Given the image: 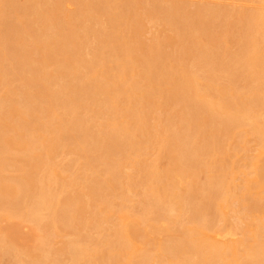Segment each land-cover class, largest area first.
Here are the masks:
<instances>
[{"label":"bare ground","instance_id":"bare-ground-1","mask_svg":"<svg viewBox=\"0 0 264 264\" xmlns=\"http://www.w3.org/2000/svg\"><path fill=\"white\" fill-rule=\"evenodd\" d=\"M183 1L0 0L1 261L264 264V0Z\"/></svg>","mask_w":264,"mask_h":264},{"label":"rangeland","instance_id":"rangeland-1","mask_svg":"<svg viewBox=\"0 0 264 264\" xmlns=\"http://www.w3.org/2000/svg\"><path fill=\"white\" fill-rule=\"evenodd\" d=\"M172 1H179V2H180V1H182V0H172ZM196 1H198V0H196ZM201 1H205V2H207V4H210V5H213V6H215V5L217 6L219 3H222V4H219V5H218L219 7H220V6L223 7L224 4H226V3L228 4V6H229L230 4H233L232 7H234V4L236 3L237 6H238V5H239V6L242 5L241 8H242L243 6H245L246 8H248V7L250 8V6L253 7V6L256 5V3H257L256 0H255V1H254V0H249L250 2L247 1V0H241L242 2H241L240 0H238L240 3H239L237 0H222V2H221V0H199V3H201ZM244 1H245V2H244ZM185 2H186V3H184V1H183L184 5H183V4H182V5H183L184 7H183V6H182V7L185 8V4H186V8H188V9L192 8V7H190V6H192V4H196V3L198 4V2L195 3L194 0L191 1V2H194V3H192V4H191L190 0H187V1L185 0ZM189 2H190V5H189V7H187V3H189ZM209 2H210V3H209ZM211 2H212V3L214 2V3H216V4H214V3L211 4ZM218 2H219V3H218ZM228 2H229V3H228ZM230 2H231V3H230ZM253 2H255V3H253ZM202 3H204V2H202ZM227 4H226L224 7H228ZM236 5H235V6H236ZM252 5H253V6H252ZM65 6H66V7H65ZM65 6H64V7H65L66 9L64 8V11L66 10V11L68 12L67 9H69V11H70V9H71L72 11L74 10V9H73V6H72L71 4H65ZM247 6H248V7H247ZM139 7L141 8V4L139 5ZM140 8H139V9H140ZM239 8H240V7H239ZM243 9H244V8H243ZM136 10H138V9H136ZM141 10H142V9H140L139 12H140ZM186 10H187V9H186ZM72 11H70V12H72ZM67 12H66V13H67ZM137 12H138V11H137ZM68 13H69V12H68ZM101 20H103V21L100 22V23H105V20H104V19L101 18ZM101 20H100V21H101ZM228 20H229V21L231 20V22L233 23V22H234V21H233V20H234V17H233V20H232L231 18H229ZM144 21H145V20H144ZM231 22H229V23H230L229 25H231ZM93 23H94V21H92L91 24H93ZM147 24H148V22L146 21L144 27H143V25H142L143 29H142V27H140L139 30H138V33H137V32L134 33L135 36H137V37H138V34H140L139 36H141V37L143 36V38H144V39L142 38L143 41L145 40V38H149V37H150V35H151L152 32L150 33L149 31L153 30V28L156 29V27H157V26H156V27L151 26V25H150L151 23H149V25H147ZM152 24H153V23H152ZM94 25H95V24H94ZM94 25H92V26L95 27ZM97 27H98V26H97ZM141 29H142V32H140ZM164 29H166V27H164ZM149 33H150V35H149ZM153 33H156V32L154 31ZM134 34H133V35H134ZM136 34H137V35H136ZM137 37H136V38H137ZM141 37H140V38L138 37L137 39L142 40ZM159 37H161L160 34H159ZM160 41H162V39H161ZM227 41H229V45H227L228 42L225 43L226 51H225V47H224V48L222 47L224 50H220V49H219V55L222 56V57L225 55V54L222 55L223 51L227 52V50H230V49H231V48H230V47H231L230 44L232 45V42H231L230 39H227ZM229 46H230V47H229ZM221 51H222V52H221ZM220 53H221V54H220ZM184 61H185V60H184ZM184 61H183V62H184ZM170 62H173V61H171V60L168 61V63H167V67H168V65H170ZM187 63H188V62L185 61V64H187ZM188 64H189V63H188ZM188 64H187V65H188ZM198 72H200V71H198ZM168 109H169V110H168ZM165 110H166L167 112H170V111H171V108H170L169 106H166V107H165ZM153 114H155V113L153 112L152 115H153ZM248 138H249V136H248ZM228 144H230V143L227 141V142L224 143L223 146L228 145ZM229 146H230V145H229ZM227 147H228V146H226V148H227ZM249 152H251V153L253 154V156H256V154H257V153H256L257 151H254V152H253V150H252V151L250 150ZM251 153H249V154H251ZM255 153H256V154H255ZM58 154H59V153H58ZM62 154H63V153H62ZM62 154L57 155V156L55 157V159L57 158L56 161L59 159L57 162H59V161L61 160V158H63L64 154H63V155H62ZM61 155H62V156H61ZM58 157H59V158H58ZM60 157H61V158H60ZM256 158H257V157H256ZM258 159L261 161L262 158L258 157ZM258 159H257V160H258ZM165 160H166V159H164V158L160 159V162H159V164H160L159 166H160V167H164V166L166 165L165 163H166L167 161H165ZM259 160H258V161H259ZM122 166H123V167H122ZM122 166H121V167H122V168H121V171H122V170H123V171H124V170L127 171V168L125 167V165H122ZM251 169H252V168L249 169V167H247V168L243 169L244 171L246 170L244 173L239 174V173H237V172H234V173H231V174H229V175H230V177L233 175V179H234V182H235V183H237V184H239V183L242 184V183H245V182H244V181H245V178H246V179H249V177L251 176L250 179H252V176H253L254 174H253V175L251 174V172H250ZM123 171H122V172H123ZM127 172H128V171H127ZM249 172H250V173H249ZM250 174H251V175H250ZM197 175H198L197 179L199 178V180H200V179L202 178V176H203L202 173H201V174L198 173ZM229 175H228V176H229ZM246 176H247V177H246ZM235 178H236V180H235ZM237 181H238L239 183H238ZM261 195H263V193H261ZM257 198H258V197H256V200H259V199H257ZM133 200H136V199L134 198ZM133 200H132V201H133ZM250 200H251V199H250ZM263 200H264V197L261 199V201H263ZM247 201H248V200H247ZM247 201H246V203L244 202V203H245V204H244V205H245V208H244V209H245V213H244L243 216H245L246 214H247V215H246V218H243V217H242V222L244 221L243 223L248 222L249 220H251V221L253 220L252 217L249 216L250 213H249V209L247 208ZM229 202H230V201H229ZM230 203H231V202H230ZM230 203L227 202V204H225V203L223 204V206L227 205V206H225V208L223 207V210H224V214H223L224 216H223V219H224V217H225L226 214L228 215V216L226 215L227 217L225 218L226 220H224L225 222L223 223V221L219 220V221H221V223H223V224L226 223L225 225H226V227H227L228 229H229L230 227L232 228V227L234 226V225H233L234 223H231V222H234V221H232L233 218H234V215L232 214V213H233V210H232V209H233V207H232L233 205H231L232 203H231V204H230ZM258 203L261 204V203H260V200L258 201ZM230 205H231V206H230ZM236 206H237V204L235 205V207H236ZM84 208H85V207L82 208L83 211H85V213H86V212L88 213V211H89L88 209H90V208H89L88 206H87V208H85V209H84ZM229 210H230V213H229ZM231 211H232V212H231ZM246 212H247V213H246ZM229 215H230V216H229ZM231 217H232V219H231ZM248 217H249V218H248ZM112 218H113V219H112ZM109 219H110L109 222H116V223H118V225H121V226H122V227L119 226V227H121V228H123V224L127 221V220H126L127 217H126V219H124V218L119 219V218H116V217H110ZM228 220H230V221H228ZM227 221H228V222H227ZM242 222H241V221L237 222V223H241V226H239V227H241V228H242V226H243V227H246V224H247V223L243 224ZM9 223H10V222H9L8 220H6V221H4V220H2V219L0 220V226L7 227ZM221 223H220V224H221ZM228 223H230V224H228ZM16 224H17V223H16ZM227 224H228V225H227ZM231 224H232V225H231ZM9 225L13 226L14 228L10 226V228H11L12 231L8 234V238H7V239H11V240H13L15 243L18 242L17 245H18L21 249L23 248L22 251H23L25 248H29L30 245H31V241L34 240L33 238H34L35 235H33V234H32L33 232H31V234H30L31 236H29V232H30V230L27 229V227H28V223L25 222V221H21V222L18 224L19 226H18V225H17V226H16V225H12V223H10ZM109 225H110V223L106 224V226H109ZM221 225H222V224H221ZM229 225H230V226H229ZM124 226H125V225H124ZM228 226H229V227H228ZM17 227H18V228H17ZM79 227H81V226L78 225V228H79ZM126 227H127V225H126ZM235 227H236V226H235ZM25 228L29 231L28 233H26L27 231H26ZM76 228H77V227H76ZM78 228H77V229H78ZM124 228H125V227H124ZM124 228H123V230H124ZM262 228H263V230H264V227H262ZM262 228H261V231L263 232ZM226 230H227V229H226ZM232 230H234L233 232L230 231V233L232 232V237H233V235L236 236V237H238V235H239V237H241V236H240V233H239L238 231H236L235 229H232ZM24 231H26V232H24ZM150 232H151V231H150ZM150 232H147L148 235L145 234L146 236H144V237H140V238L137 237L138 240L136 239V237L133 239V240H134V244L136 243L137 246H136V245H133V244H132L133 246H132V245H129V246H130L133 250H137L138 248H141V247H143L144 245H145L144 248L147 247V245H148L150 242H151V244H152V242H153V243L156 242V241H157V237H158V236H157V232L155 231V232H156V233H155V236H154V233H153V235H152V232H151V233H150ZM244 233H245V236L251 234V232H249V231H248V232H245V231H244ZM150 234L152 235V237H151ZM158 235H159V234H158ZM224 236H225V235H224ZM224 236H223V235H220L219 238H220L222 241H226L227 238H228V236H226V237H224ZM147 237H148V239H147ZM150 237H151V239H150ZM54 238H55V237H54ZM142 238L145 240V243H147V242L150 241V240H151V241L148 242L147 244H145V243L143 242L144 240H143ZM145 238H146V239H145ZM212 238H214V237H212ZM56 239H57V240H56ZM59 239H60V238H57V237H56V238L53 240V241H54L53 245H54L55 247H57V246L60 245V243L58 242ZM139 239H141L140 241H142V244L144 243L143 246H142V244L140 243ZM149 239H150V240H149ZM153 239L156 240V241H153ZM220 239H219V241H220ZM146 240H147V241H146ZM135 241H136V242H135ZM137 241H138V243H140V244H138ZM228 241H229V240H228ZM32 242H33V241H32ZM55 242H56V243H55ZM57 242H58V243H57ZM129 243L131 244V241H129ZM132 243H133V242H132ZM151 244L148 245L147 249H145V251H146L145 253H146V255H149V254H150L149 256H151V258L154 257V259H151V260H152L151 262H152L153 264H158L157 259H156L155 256H154L155 253H151V251H150V250H151V248H150ZM28 245H29V246H28ZM27 246H28V247H27ZM134 246H135V248H133ZM136 247H137V248H136ZM151 247H152V246H151ZM132 249H131V250H132ZM133 250H132V252H134ZM155 260H156V261H155ZM6 261H7V262H6ZM8 261H9L8 258H7V259H6V258H3L2 261H1V259H0V264H9ZM158 261H159V260H158ZM63 264H64V263H63ZM159 264H160V262H159Z\"/></svg>","mask_w":264,"mask_h":264}]
</instances>
